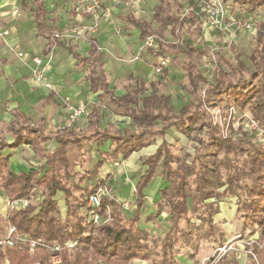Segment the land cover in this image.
<instances>
[{"label": "trees", "instance_id": "1", "mask_svg": "<svg viewBox=\"0 0 264 264\" xmlns=\"http://www.w3.org/2000/svg\"><path fill=\"white\" fill-rule=\"evenodd\" d=\"M247 2L250 9L264 5V0H240ZM162 24L174 22L183 25L186 18L178 15L169 14L165 18H160ZM142 25V37L150 34L147 28L148 23H139ZM262 25H257V48L255 54L251 56V61L259 68L249 73L248 78L240 71L244 68V63L235 56V63L226 60L229 72L224 73L217 70L215 75V84L205 91V98L199 100L201 103L210 104L212 95H221L224 91L235 100V103L241 107L247 106L249 111L261 123H264V41L262 39ZM91 53L97 51V46L93 38L90 39ZM160 49L165 51L164 45L159 44ZM95 63L99 62L98 54L93 57ZM97 61V62H96ZM100 66V64H98ZM189 73L193 70V65L184 66ZM94 76L91 78L93 86L98 82L106 87L104 80V71L99 67L92 71ZM166 74V68L162 70ZM238 73L235 80L226 78L225 75H234ZM192 81L197 85L200 81H205L199 71L193 74ZM252 79V82H249ZM127 93L121 97L113 98L118 104H121L125 112L132 117L133 122L139 127L138 131H127L119 134H109L106 131L94 129L89 134L82 136L68 137L63 134L54 136L58 145L45 154L46 161L37 169H31L28 172H14L8 167V157L0 153V188L5 190L9 201L29 198L30 194L40 188L43 194L42 199L37 204H27L21 208H9L7 220L13 224L20 234L31 238H41L46 244L58 242L64 244L67 240H76L74 247H63L61 251V262L59 264H127L131 259L139 257L145 258L147 246L144 243L148 236V231L138 226L142 207L143 193L142 189L150 181L160 166L163 179L170 182L168 187L161 190L163 199H165L170 210V227L161 237L163 245V258L169 263L176 261L174 254L175 243L179 240L180 232H187L192 236L193 222L190 220V211L188 207L189 189H194L197 193V208L204 206L207 211V217L212 224V215L216 212L213 208L221 196L239 197L240 191L244 189L241 181H251L248 186V193L243 200L242 207L247 210L244 214V221H252L260 224L264 236V214L262 212L264 203V144H256L244 133L243 136L232 138L223 137L220 130L212 122L204 121L201 127H205L208 132V140L197 139L199 145L209 151V157L214 165L221 162L217 158L222 152L224 162L229 171L226 173L225 188L222 191L214 192L209 184L212 183V176L209 172L210 167H199L198 159L202 161L201 152L195 148L190 163L186 159L177 160V166L173 169L172 163L175 160L170 151V144L163 141L156 149L155 153L149 155L144 164L147 169L141 175L139 182L134 188L135 209L130 217L114 218L101 224H89L85 222L84 215L80 209L85 205L86 197L84 194H76L82 189V182L92 180L103 164L102 159H98L91 171L84 174L74 170L73 164L68 153L70 145L81 147L82 141L96 140L98 146L104 139L110 138L112 141V156L118 158L128 157L135 150L147 145L150 138L154 135H164V130L173 125L177 131L189 138L195 128V123L201 117V114L191 110V104L188 103L181 107L178 113L172 111L168 98L163 94H150L141 98ZM217 101V100H216ZM218 102V101H217ZM216 102V103H217ZM215 104V102H214ZM133 105V106H131ZM163 122V127L154 129L156 120ZM15 143L29 141L32 136L27 128H19L16 131ZM50 138V136H49ZM15 145V144H14ZM250 146L253 152L249 160L243 161L238 165L230 155L237 157L243 152V147ZM5 147L0 143V149ZM211 147V148H209ZM211 149V150H210ZM103 153H101L102 155ZM197 155V156H196ZM220 186V185H219ZM97 186L90 188L88 194L94 192ZM57 191H62L66 203V212L63 217L54 198ZM87 194V195H88ZM85 196V197H84ZM214 198L206 202L207 199ZM115 200L102 197L101 212L105 213L107 206L115 207ZM239 207V206H238ZM237 207V212H238ZM239 215V213H237ZM184 222V225L182 224ZM5 249V250H4ZM0 248V263L7 258L12 264H51L48 262V251L43 245H36L32 253L25 245L16 244L13 247ZM257 254V261L250 257V264H264V248L258 249L254 246ZM258 249V250H257Z\"/></svg>", "mask_w": 264, "mask_h": 264}, {"label": "rangeland", "instance_id": "2", "mask_svg": "<svg viewBox=\"0 0 264 264\" xmlns=\"http://www.w3.org/2000/svg\"><path fill=\"white\" fill-rule=\"evenodd\" d=\"M71 1L77 9V12L91 17V22L88 25L77 22L69 24L58 32V39L69 41L87 37V34L92 32V29L97 30L101 22L110 24L113 33H122L123 29L120 21L109 6L110 3L106 0H98V6L96 8L97 16H93L84 10V5L92 3V0ZM144 1L146 3L149 2L151 8H153L151 14L152 28L149 35L141 38V50L139 49V54L136 55L138 58H142L143 54L141 55V53L144 51H146L147 55H150L145 62L151 66L154 76L159 79L154 85L146 84L147 87L143 84H137L136 90L141 91L145 88H152L158 94L166 93L169 97H173L174 105L176 106L174 110H177V107L181 106V104L186 105L190 103L191 110L201 114L189 138L177 132L173 127L165 131V139L170 143V151L176 160L172 163V166L175 169L177 160L182 159H186L190 163L195 148H198V153L201 152L203 157L202 161L198 159V166L204 167L206 165L210 167L209 172L212 176V183L209 184V187L214 192L222 191L226 186V173L229 169L226 167L222 152L217 156L221 162L216 161L214 165V162L210 160L209 151L205 148L202 149L204 144L199 145L197 139L203 142L208 140V132L205 127H201V124L204 121L207 122L210 120L213 125L219 128L220 134L223 137L237 138L243 136L245 133L252 142L261 145L264 144V133L260 130L250 128L246 124V115L255 120L257 119L249 111L247 106L241 107L237 105L227 91H224L219 97L211 93L214 101L212 100L210 104L201 103L200 106L198 102L207 95V93L205 95V91L215 84V75L218 69L224 73L229 72L226 60L235 63V56H238L244 63V68L239 73L248 78H251L249 75L251 71L259 69L251 61V56L255 54L258 45L257 25L259 24H263L261 32L264 41V5L250 9L247 2H241L240 0ZM123 2L126 6L134 3L132 0H123ZM155 11L156 14L154 15ZM107 12H109L108 15H106ZM169 14L178 15L180 18L184 16L186 20L183 25L174 22L162 25L160 18H165ZM212 18H218V25L211 24ZM147 37L152 39L151 46L146 43L148 41ZM50 39L52 41L55 37L52 38L50 36ZM160 43L164 45L165 51L160 52ZM52 45L51 43L50 48H52ZM14 53L18 57L24 56V53L20 51H14ZM34 57L39 58L40 63H35L33 61ZM160 57L165 60L166 65L164 68L171 70L168 78L160 79L161 73H158L154 69ZM117 58L123 60L122 56ZM30 60L34 64L32 75L36 76L38 82H41L43 77L41 57L35 54L30 55ZM187 65H193V70L190 73L184 67ZM196 71H199L206 78L205 81H200L197 85L192 81L193 74ZM225 76L226 78L235 80L238 77V73ZM127 80L130 79L127 78ZM249 82H252V79ZM127 83L132 87L135 86L134 80ZM47 85L51 88L49 84ZM141 92L139 93L140 95L143 94ZM71 103L73 102L69 96H59V104L63 107V120L60 122L61 128L72 129L75 132L73 125L85 114L86 108L84 107V111L78 114L74 120L70 121L69 106ZM101 104L106 106L103 110L107 109L110 112L112 111V114L117 118L123 116L124 109L118 107L107 95L101 100ZM231 108L233 109L231 110ZM259 124L260 128L264 129V123L259 122ZM160 126V121H157L154 125V127ZM152 141L153 143H159L161 142V138L153 137ZM46 146V149L49 150L53 145L51 142H46ZM69 152L74 169L82 174L91 171L92 165L98 157L94 143H84L81 151H78L75 147H71ZM252 152L253 149L248 146L243 147V152L238 154L237 157L233 156V154L230 156L236 158L234 161L238 165H241L243 161L249 160ZM143 159L144 156L133 163V161L131 162L128 159L117 160L110 155L107 156L99 174L90 180V182L87 180L82 182V186L87 189H82L76 192V194H84L87 196L90 188L94 186H97V188L100 187L102 197L115 200L117 203L113 208L111 206L108 207L111 216L110 221L114 218L130 217L135 209V197L132 195L135 187L134 184L137 176L146 169L143 164ZM42 164L43 160L41 159L37 166ZM104 168H107L106 171H104ZM159 171L160 166L157 172ZM251 183V181H241L244 189L240 191L241 195L239 197L221 196L218 198L217 201L226 202L230 208H234L235 205L237 207L239 206L237 212L239 215H234L228 220L221 219L219 221H213L212 218V224L208 221L205 207H196V191L193 188L188 190L190 193V197L188 198L190 220L194 223L192 226L193 237H189L187 232L184 231L177 235L179 240L175 243L174 254L176 261L173 263H169L166 258H163V243L161 239L164 229L162 226L170 222L168 205L165 201H161L159 205L155 206V202H158L156 201L158 199L153 201L148 195L147 201L143 205V216L138 226L145 227L148 221L146 220V216L151 214L155 218L153 221L154 227H145L148 231V236L144 241L147 246L146 257H136L133 259L144 260L145 264H183V259L189 258L194 264H210L214 258H217L216 264H250V257L253 256L257 261L258 257L254 246L258 249L264 248L263 231L260 224L252 221L251 218L247 222L244 221V214L247 210L242 207L243 200L247 195L249 196L247 189ZM34 194L38 195L39 199L32 203L37 204L42 199L43 194L40 188H36ZM6 198L5 190L0 188V230H3L4 226L9 223L7 220L9 206L7 205L8 198ZM54 198L57 200L60 215L63 217L66 212V206H61V202L63 203V200H65L64 196L58 191ZM213 199L209 198L206 201ZM122 201L129 202L130 207L123 208L121 205ZM217 204L213 206L214 209H217ZM15 206L21 208L20 203H17ZM80 212L84 215V207L80 209ZM262 212L264 214V203ZM159 213H162L161 217L156 219ZM182 224L184 225V222ZM224 244L230 247L226 251L217 253V248ZM3 249L1 248V250ZM133 259L127 264H133Z\"/></svg>", "mask_w": 264, "mask_h": 264}, {"label": "crops", "instance_id": "3", "mask_svg": "<svg viewBox=\"0 0 264 264\" xmlns=\"http://www.w3.org/2000/svg\"><path fill=\"white\" fill-rule=\"evenodd\" d=\"M106 1L110 3L109 6L120 21L123 29L121 34L113 33L110 24L101 22L97 30L92 29L87 37L69 41L55 38L51 41L50 36L53 38L54 33H58L75 22L88 25L91 22V17L77 12L71 0H0V143L5 144V147L0 149V153L8 157L10 170L28 172L31 169H37L39 167L37 164L41 159L44 164L46 161L45 154L58 145V141L54 137L57 134L79 137L83 134H89L94 129L106 131L109 134L139 130L132 117L125 112L124 107L113 98L121 97L127 93L135 95L137 84H143L147 87L146 84L154 85L159 79L154 76L151 66L145 62L150 55H147L146 51L141 53V55L143 54L142 58H138L136 55L139 54L138 50H141V38H144L141 34L142 25L139 26L136 22L150 24L147 30L151 32L153 8H151L149 2L146 3L144 0H132L134 3L127 6L123 0ZM91 38L95 40L97 46V51L94 54L91 53ZM51 43L53 44L52 48H50ZM14 51L23 52L24 56L18 57ZM34 54L41 57L42 83L38 82L36 76L32 75L34 64L30 60V55ZM97 54L99 62L95 63L93 57ZM120 56L123 60L117 58ZM99 67L104 71L106 87H103L100 82L94 87L91 82V78L94 76L92 71ZM170 72L171 70L166 69V74L161 73L160 79L168 78ZM127 78L130 80H127ZM133 80L135 82L134 87L127 83ZM141 91L139 90L136 93L137 98L150 94L158 95L152 88H145ZM140 92L143 93L142 96L139 94ZM159 94H163L168 98L174 113H178L180 107L185 105L181 104L177 107V110H174L176 106L173 97H169L166 93ZM64 95L69 96L75 105L86 108L85 114L73 125L75 132L72 129L61 128L63 107L59 104V96ZM105 95L115 102L118 107L124 109L122 117L117 118L112 114V111L103 110L106 106L101 104V100L104 99ZM157 121H160L161 126H153L154 129L162 128L163 122L160 119L156 120V123ZM23 127L29 129L32 138L29 141L15 143L16 131ZM170 127L177 131L171 125L164 130L163 136H153L161 138V142L153 143V137H151L147 145L132 151L128 157L122 158L119 155L115 159H128L134 163L144 156V164L146 158L155 153L157 147L163 141L169 143L165 139V131ZM46 142L52 143L51 149H46ZM84 143H94L96 145L98 155L96 161L100 158L104 164L105 158L109 155L112 156V141L110 138L104 139L100 146H98L96 140H84L80 148L76 145H70L68 147L69 156L71 147L81 151ZM101 153L103 154L101 155ZM144 166L147 169L145 164ZM158 168L142 189L144 196L138 224L141 222L143 205L144 202L146 203L148 195L153 201L158 199L155 206L159 205L161 201H165L161 190L168 187L170 182L163 179L160 172L161 168L157 172ZM106 169L104 168V171ZM145 170L137 176L135 186ZM60 192L63 194L62 191ZM132 195L135 197L134 190ZM217 203L216 212L212 216L213 221L228 220L237 215L236 205L234 208H230L226 202L217 201ZM61 206H66L65 200H63V203L61 202ZM168 213L170 218L169 207ZM161 214L159 213L156 219L160 218ZM146 220H148L145 224L146 228L154 225L155 218L151 214L146 216ZM170 223L171 221L162 226L164 228L162 236L169 229ZM139 227L146 230L143 226ZM182 262L183 264H194L189 258H184ZM132 263L145 264L144 260L141 259H133Z\"/></svg>", "mask_w": 264, "mask_h": 264}, {"label": "built area", "instance_id": "4", "mask_svg": "<svg viewBox=\"0 0 264 264\" xmlns=\"http://www.w3.org/2000/svg\"><path fill=\"white\" fill-rule=\"evenodd\" d=\"M84 1V0H82ZM98 6V0H92V3L90 4H85L84 5V10L88 13H90L93 16H97V8ZM109 12L106 13V15H108ZM218 18H212L211 24L212 25H218ZM6 33V32H5ZM59 33H54L53 37L57 38ZM146 43L151 46L152 45V39L150 37H147ZM33 61L35 63H40L39 58L34 57ZM166 63L165 60L160 57V59L158 60L157 65L155 66V71H157L158 73H162L163 68L165 67ZM67 99V98H66ZM68 100V99H67ZM233 108H231L232 110ZM69 110H70V121L74 120L78 114H80L81 112L84 111V107L81 105H75L74 103H71V105L69 106ZM245 120H246V124L253 129H257L260 130L262 133H264V129L260 128V124L257 120H255L254 118L250 117V116H245ZM39 199L38 195L34 194V191L30 194L29 198H22V199H17L15 201H7V204L9 206V208H19L15 205H17V203L21 204V207L26 206L27 204L32 203L33 201ZM15 204V205H14ZM121 205L123 206V208H129L130 204L127 201H122ZM84 207V219L86 223L89 224H101L107 221L111 220V216L109 214L108 211V207H106L105 209V213L101 212V208H102V190L101 188H97L94 192H91L87 195L86 197V202ZM76 243V240H67L64 242V244H60L58 242H52V243H45L41 238H31L27 235H23L20 234L16 227L11 224V223H7L4 226L3 230H0V248H9V247H13L16 244H21V245H25L29 252L32 253L34 251V248L36 245L40 244L43 245L46 250L48 251V262L51 264H59L61 262V251L63 249V247H67V248H72L74 247ZM230 246L224 244L221 247L217 248V253H220L222 251H226L227 248H229ZM217 262V258H214L210 264H216ZM0 264H12L8 259H4Z\"/></svg>", "mask_w": 264, "mask_h": 264}]
</instances>
